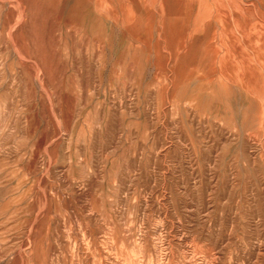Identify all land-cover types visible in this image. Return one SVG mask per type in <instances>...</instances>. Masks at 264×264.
Returning <instances> with one entry per match:
<instances>
[{
    "label": "rangeland",
    "instance_id": "374dc122",
    "mask_svg": "<svg viewBox=\"0 0 264 264\" xmlns=\"http://www.w3.org/2000/svg\"><path fill=\"white\" fill-rule=\"evenodd\" d=\"M0 264H264V0H0Z\"/></svg>",
    "mask_w": 264,
    "mask_h": 264
},
{
    "label": "crops",
    "instance_id": "0c3cea01",
    "mask_svg": "<svg viewBox=\"0 0 264 264\" xmlns=\"http://www.w3.org/2000/svg\"><path fill=\"white\" fill-rule=\"evenodd\" d=\"M166 7H168L167 9L170 11L173 8H180V5L178 3H170L168 4Z\"/></svg>",
    "mask_w": 264,
    "mask_h": 264
}]
</instances>
